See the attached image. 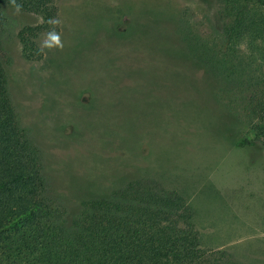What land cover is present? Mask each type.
Masks as SVG:
<instances>
[{
	"label": "rangeland",
	"instance_id": "374dc122",
	"mask_svg": "<svg viewBox=\"0 0 264 264\" xmlns=\"http://www.w3.org/2000/svg\"><path fill=\"white\" fill-rule=\"evenodd\" d=\"M55 1L59 31L48 30L40 35L42 60L26 63L18 39L13 37L7 43L17 66L16 79L26 82V91L36 107L33 122L38 140L52 154L47 169L56 177L55 186L71 182L66 179L70 177L63 165L73 162L71 157L77 151L74 141L80 140L76 132L77 127L82 128L80 122L72 124L74 128L65 124L61 130L57 124L61 116L78 118L84 110L75 104L78 101L74 93L95 88V93L78 97L83 103L93 101L88 112L96 119L87 115L84 119L97 132L114 133L110 139L124 140L125 151L137 145L135 140L149 131L156 116L167 111L169 104H175L177 108L170 109L161 119V126H157L161 136L154 135L151 145L143 146V150L133 146L132 156L120 157L123 161L119 162L123 169L120 176L73 181L78 184L76 193L82 197L105 196L131 179L156 178L163 185L179 190L193 206V221L202 246L227 249L244 264H264V117L232 108L226 117L228 122L222 120L213 108L216 82L203 76L206 70L201 62L193 63L183 53V37L195 48L199 43V52L202 47L221 52L227 21L224 0ZM132 18L167 22L176 34L169 36L156 25L138 22L129 25L125 35H112ZM10 21L14 34L24 22L36 24L41 18L11 11ZM110 38L115 40L114 51L108 49V42H113ZM116 47L128 50L122 53ZM142 49L164 60L131 58L137 53L142 55L145 52ZM248 53L245 45H241L235 52L238 56L231 54L227 62L239 69L240 75H236L240 79L264 86L263 64L251 59L245 68L240 63ZM113 56H119L115 60L120 65L132 60L134 65L144 63L160 71H143L146 80L143 82L137 78L136 70L121 67L112 72ZM194 109L198 111L196 115L186 116ZM65 134L73 137L65 140ZM243 139L245 144L241 145ZM89 145L102 152L108 149V145L94 138ZM106 159L117 165L118 161H111L106 155L91 164L86 161L78 164L88 163L92 168L102 169L108 164ZM69 203L72 207L78 205L74 200Z\"/></svg>",
	"mask_w": 264,
	"mask_h": 264
},
{
	"label": "trees",
	"instance_id": "16d2710c",
	"mask_svg": "<svg viewBox=\"0 0 264 264\" xmlns=\"http://www.w3.org/2000/svg\"><path fill=\"white\" fill-rule=\"evenodd\" d=\"M224 2L227 21L223 28L221 52L206 47L199 52V43L196 49L183 37V53L193 63L201 62L206 70L203 76H208L212 83L216 82L213 108L221 114L222 120L228 122L226 117L232 108L264 117V86L240 79L237 76L240 75L239 69L227 62L231 54L236 55V50L245 45L249 53L240 59L241 65L247 68L251 59L264 65V0ZM11 11L37 15L41 21L36 24L24 22L12 34ZM138 22L156 25L169 36L176 34L167 22L132 18L122 25L123 29H115L112 35L123 36L129 25ZM48 30L59 31L55 0H0V264H244L227 249L202 246L199 229L193 221V206L179 190L163 185L156 178L131 179L105 196L82 197L76 193L78 184L73 181L86 179L87 182L94 180L95 176L107 179L120 176L123 170L120 157L132 156L133 146L143 150V146L151 145L154 135L161 136L157 126H161V119L170 113V109L177 108L175 104H169L167 111L156 116L149 131L135 140L137 145H133L131 151H125L124 140L110 139L114 133L97 132L84 119V115L96 119L88 112L93 108V101L83 103L78 97L95 93V88L74 93L78 101L75 104H80L78 107L84 110L78 118L69 114L61 116L57 124L61 130L65 124L74 128L72 124L80 122L82 128L77 127L76 131L80 140L74 141L77 151L71 157L73 162L63 165L70 177L66 179L71 182L67 186H55L56 177L47 169L52 154L36 135L37 127L33 122L36 107L26 91V82L16 79L17 66L7 47V43L16 37L22 60L26 63L40 61L43 49L39 38ZM112 40V43L108 42V49L114 51L115 40ZM120 49L122 53L128 50ZM144 51V55L137 53L131 58L164 60L156 53ZM115 57L119 56H113L114 60ZM244 59H248L246 63ZM129 61L120 65L115 60L112 72L121 67L131 72L136 70L139 73L137 78L146 82L143 71H160L152 65H134L132 60ZM246 76L251 77L250 73ZM219 83H222L221 87ZM69 88L72 89L71 84ZM197 112L194 109L186 116ZM72 137L65 134L63 138L69 140ZM92 138L108 145V149L102 152L98 147L90 146ZM240 144L244 145L245 139ZM103 155L111 161H118V166L106 159L108 164L105 163L102 169L92 168L90 162ZM80 161L90 164L80 165ZM71 200L78 205L72 207Z\"/></svg>",
	"mask_w": 264,
	"mask_h": 264
},
{
	"label": "clouds",
	"instance_id": "9594fccd",
	"mask_svg": "<svg viewBox=\"0 0 264 264\" xmlns=\"http://www.w3.org/2000/svg\"><path fill=\"white\" fill-rule=\"evenodd\" d=\"M53 39L56 40V41H58L59 38L56 37V36H53Z\"/></svg>",
	"mask_w": 264,
	"mask_h": 264
}]
</instances>
